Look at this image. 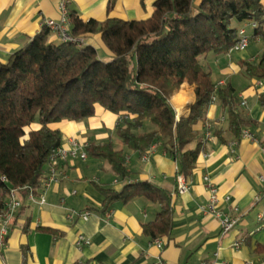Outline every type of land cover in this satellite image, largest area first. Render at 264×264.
I'll list each match as a JSON object with an SVG mask.
<instances>
[{
  "label": "crops",
  "instance_id": "crops-1",
  "mask_svg": "<svg viewBox=\"0 0 264 264\" xmlns=\"http://www.w3.org/2000/svg\"><path fill=\"white\" fill-rule=\"evenodd\" d=\"M110 0H71L70 11L82 20L103 22L108 16ZM156 0H118L110 17L124 20H145L152 15ZM202 0H195L199 5ZM264 5V0H261ZM62 13L56 0H0V61L21 50L42 30L46 20L60 21ZM240 31L251 23H243ZM244 51L210 54L204 67L211 73L215 85L231 83L240 101L239 111L245 119L253 120L248 130L256 141L233 138L228 132V114L217 101L208 107L203 122L196 126L206 146L200 154L193 174L186 178L188 192H178V162L161 144L140 156L124 148L131 177L120 180L110 165L102 160H69L57 163L60 182L45 192V204L39 196L30 200L21 192L22 208L10 221L5 248L0 249V264H264V111L259 97L264 95V80L248 79L243 63H257L263 52V42L253 39ZM248 34V32H247ZM85 45L97 49L101 59L108 61L100 35L82 38ZM51 42L60 39L52 34ZM101 53V55H100ZM186 88V89H184ZM191 92L193 101L188 111L178 114L173 104L177 93ZM195 102L193 87L184 83L174 93L171 103L177 120L189 114ZM120 117L96 108L94 117L80 123L62 122L54 125L63 136L62 146L70 138L104 144L111 142L121 148L116 135ZM33 125L32 129H37ZM153 130V129H151ZM244 131V130H243ZM218 133V134H216ZM236 143L234 147L232 144ZM193 143L189 148H195ZM183 176V175H182ZM205 177L209 179L205 181ZM150 182L168 191L173 197V231L170 237L152 239L144 235V226L153 222L160 207L146 197L126 204H116L103 211L105 200L101 189L121 191L125 184ZM218 190L217 210L237 219L234 229L223 235L218 219L205 214L210 187ZM225 197H230L225 201ZM89 213V219L83 215ZM53 232H56L54 234ZM80 236L91 241L78 247ZM159 242V243H158ZM236 244H240L237 248Z\"/></svg>",
  "mask_w": 264,
  "mask_h": 264
},
{
  "label": "trees",
  "instance_id": "trees-1",
  "mask_svg": "<svg viewBox=\"0 0 264 264\" xmlns=\"http://www.w3.org/2000/svg\"><path fill=\"white\" fill-rule=\"evenodd\" d=\"M117 1H109V16L103 22L84 21L70 11L72 35H100L109 61L84 43L51 42L48 28L6 62L0 61V215L12 189L27 188L35 194L42 189L50 159L63 143L61 131L53 126L84 122L95 116L97 107L120 117L116 135L121 148L111 142L92 143L88 155L107 162L125 182L131 173L124 148L143 156L158 144L177 160L178 175L189 178L206 146L196 126L204 121L214 95L228 114L233 138L240 140L243 130L254 125L240 113L234 86L229 83L216 92L203 62L210 54H228L235 47V22L256 24L252 38L263 42L262 56L257 63H243L242 69L246 78L264 80L261 0H202L197 6L195 0H156L145 20L110 17ZM184 83L193 87L195 102L188 116L177 120L171 98ZM259 102L264 111V95ZM33 125L39 127L32 129ZM193 143L195 148H189ZM101 193L104 212L148 198L160 212L144 226V235L171 236L174 208L168 191L138 182Z\"/></svg>",
  "mask_w": 264,
  "mask_h": 264
},
{
  "label": "built area",
  "instance_id": "built-area-1",
  "mask_svg": "<svg viewBox=\"0 0 264 264\" xmlns=\"http://www.w3.org/2000/svg\"><path fill=\"white\" fill-rule=\"evenodd\" d=\"M58 7L62 13V18L60 21L54 20H46L42 24L43 28H48L52 33L56 34L61 42L63 43H77L79 45L83 44L84 41L82 38H76L72 35V21L70 17V3L71 0H56ZM251 27L255 28L256 24L251 23ZM250 37L247 34L245 29H241L239 31V40L235 47L232 49L233 51H244L250 45ZM223 84H219L216 86L215 91L217 92ZM217 101V95H214L212 98V103ZM242 137L245 139H250L257 142V139L251 134L248 130H244L242 133ZM236 143L232 144L234 147ZM88 143L80 140L77 137L70 138L67 146H62L50 159V167L49 171L43 179L42 182V195L39 196V201L41 204H45V192L49 189L53 184H57L60 182V175L57 169V163L59 162H67L69 160H81L86 161L89 158L87 152ZM264 152V149H263ZM261 180L264 181V177H261ZM205 181L208 182L209 179L205 177ZM190 189L189 184L186 181V178L182 175L178 177V192L180 194H184L188 192ZM27 191V195L30 200L35 199V193L32 190H28L27 188H14L10 192L9 199L6 203V208L3 214L0 215V249L5 248L7 245V240L10 232L9 224L13 216L19 211L22 206V200L19 198V194L21 192ZM210 201L207 206L201 208L202 212L208 214L216 219H218L222 226V234L225 235L231 232L237 224V219L229 216L228 214L217 210V205L219 203L218 199V190L216 187H210ZM264 198V194H263ZM230 197H225V201H229ZM83 219L86 221L89 219V213H85ZM260 219H264L263 215H260ZM159 243V242H158ZM91 241L86 239L84 236H80L77 241L78 247H82L84 245H90ZM240 244H236L238 248ZM155 264H165L161 259L158 260ZM202 264H210V263H202Z\"/></svg>",
  "mask_w": 264,
  "mask_h": 264
},
{
  "label": "bare ground",
  "instance_id": "bare-ground-1",
  "mask_svg": "<svg viewBox=\"0 0 264 264\" xmlns=\"http://www.w3.org/2000/svg\"><path fill=\"white\" fill-rule=\"evenodd\" d=\"M172 101L177 109L178 114L180 115L188 111V105L193 101V94L189 91L185 92V90H183L182 92L177 93Z\"/></svg>",
  "mask_w": 264,
  "mask_h": 264
},
{
  "label": "rangeland",
  "instance_id": "rangeland-1",
  "mask_svg": "<svg viewBox=\"0 0 264 264\" xmlns=\"http://www.w3.org/2000/svg\"><path fill=\"white\" fill-rule=\"evenodd\" d=\"M245 24V23H244ZM239 25H241V26H244L243 25V23H238V22H235L234 24H233V26L234 27H239ZM246 29H247V32H248V35L250 36L251 34H252V29H251V27L250 26H246L245 27ZM100 55H101V53H100ZM105 61V60H104ZM109 61V60H108ZM149 124V123H148Z\"/></svg>",
  "mask_w": 264,
  "mask_h": 264
}]
</instances>
